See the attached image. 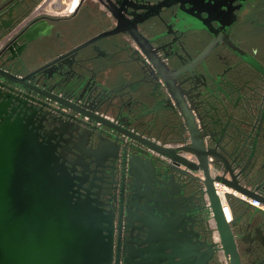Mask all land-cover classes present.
Returning a JSON list of instances; mask_svg holds the SVG:
<instances>
[{
    "label": "water",
    "instance_id": "95a60500",
    "mask_svg": "<svg viewBox=\"0 0 264 264\" xmlns=\"http://www.w3.org/2000/svg\"><path fill=\"white\" fill-rule=\"evenodd\" d=\"M27 1L0 0V38ZM100 1L112 28L65 47L48 38L65 16L46 12L0 53V264H119L118 218L136 245L143 231L175 263L217 255L225 264L224 253L228 264H264V235L237 232L215 185L264 200V81L229 39L216 43L204 0H159L148 16L139 0ZM186 10L189 31L179 34L170 27ZM156 13L160 22L148 21ZM163 23L170 29L153 36ZM228 100L239 110L230 122ZM160 120L172 145L147 130ZM152 252L130 249L126 264Z\"/></svg>",
    "mask_w": 264,
    "mask_h": 264
},
{
    "label": "flooded vegetation",
    "instance_id": "af4514ba",
    "mask_svg": "<svg viewBox=\"0 0 264 264\" xmlns=\"http://www.w3.org/2000/svg\"><path fill=\"white\" fill-rule=\"evenodd\" d=\"M13 1L16 2L19 0ZM158 1L159 0H139V4L142 8L141 10L144 11V13L141 15L148 16L159 10V6L157 4ZM85 2H92L94 5V21H96V24L98 25V30L93 35H97L100 31L113 27L116 19L112 16V13H110V11H107V9H105V6L100 0H82L80 6ZM39 3H42L43 8H45L46 4L57 3V6L55 7L57 9H62L67 4V1L39 0L37 3H34L32 0H28L27 2H25L23 7H20L17 10L16 22L25 17V15H27L28 13L32 12L35 6H37ZM202 5L207 9V11H210L211 15L216 17L218 19V22L220 23L219 24L217 21L213 23L215 25V28L219 30L220 34H222V36H219L220 38H218V41L216 43L218 45L226 44L225 40L229 39V42L231 41L235 46L239 48V51L241 50L243 58L242 64L250 65L247 68L255 73V81H264V0H204L202 1ZM144 6L148 8V11H146ZM79 8L80 7H78V9H76V11L71 16L78 14ZM59 16H67V14H62ZM159 16L160 14L156 13L154 14V16H152L153 18H150L148 21H152L151 19L158 18V21L160 22ZM192 16V13L187 15L186 10L181 17H174L176 23L173 24V26L171 25L172 27L170 28L172 30H177L179 34L186 33L187 31H189L190 27L187 22ZM99 18H106L107 23H98ZM196 18V21L198 23H204L202 16L196 15ZM213 24L210 23V25ZM170 28L163 23V25H160V28H158V30L153 31V36H155V34H157L158 32L169 30ZM144 30L149 34L148 29L144 27ZM214 38L215 35H210L209 40L203 43L204 45L202 46V49L208 47L210 45V42ZM229 51L228 54H230L231 57H239L238 53H236L235 50L230 49V47ZM244 55L255 61V64H252V62L251 64L248 63L249 61H246L244 59ZM219 72L223 71L220 70ZM119 222L120 218H118L116 224V229L118 230V239L120 238L116 248L119 258V264H126L130 249H137L141 251L144 248L146 249V247L152 248L153 252L150 257L144 258V261H146L143 262L144 264H147L148 262V264H192V262L188 258H183L181 261H178V263H175V260L170 257L168 251L163 250V245H158V243L155 244L154 241L146 242L144 239L145 232L143 231L140 235L141 238L138 239L139 241L136 245L135 241L130 236V232L127 230V222ZM120 232L122 233V235H120ZM170 241L168 239V241H166V244H169ZM172 242L174 243L177 251L183 250L185 248L183 238H181L179 234L173 238ZM202 262L203 261H200V263ZM219 263L220 262L218 260V257L217 255H215V257L211 259V264Z\"/></svg>",
    "mask_w": 264,
    "mask_h": 264
},
{
    "label": "crops",
    "instance_id": "0c3cea01",
    "mask_svg": "<svg viewBox=\"0 0 264 264\" xmlns=\"http://www.w3.org/2000/svg\"><path fill=\"white\" fill-rule=\"evenodd\" d=\"M92 2L83 3L79 12L76 15H68L69 17H63L61 20L56 22L54 27V34L49 36V39H55L57 41L62 40L65 42V47L72 46L76 43L81 42V40L86 39L87 37L93 35L98 30V25L96 21H94V10H93ZM47 11H51L49 9L44 8ZM54 12V11H51ZM73 29H76L75 32H72ZM61 33V34H60ZM123 82L131 81L130 77H126L122 79ZM235 105L232 101L228 100L227 109L224 111V116L228 119V121H232L239 114V110L234 107ZM106 114H109L112 117L117 118V110L115 108H104L103 109ZM149 110V109H148ZM147 110V111H148ZM154 113L149 110L147 114V118L151 120L154 117ZM147 130L151 134L154 139H160L165 142L174 143V133L171 130V127L168 126L165 121L160 120L157 124L151 125ZM262 161H264V155L262 156ZM252 185H250L251 187ZM231 206L234 212V218L230 223L235 224L234 228L238 233H243L248 236L249 239L252 238L253 234L257 232V228L260 233L264 235V210L261 208L248 203L239 195H231ZM242 218V219H240ZM238 222V223H235ZM244 221V224L240 222ZM243 226V227H242ZM251 243L248 241H240V246L246 247Z\"/></svg>",
    "mask_w": 264,
    "mask_h": 264
},
{
    "label": "built area",
    "instance_id": "2783aa9c",
    "mask_svg": "<svg viewBox=\"0 0 264 264\" xmlns=\"http://www.w3.org/2000/svg\"><path fill=\"white\" fill-rule=\"evenodd\" d=\"M77 6H75L74 8L69 7L67 10L55 13V12L45 10L42 7V3H39L37 6H35V8L32 10V12L28 13L27 15H25V17H23L18 22H16L0 38V53L4 50V48L7 47V45L9 43L14 41L24 31L25 27L28 26L37 16L43 15V13H46V12H50V13L55 14V15H62V14L71 15L76 11ZM105 115L111 117L112 119H115V117H112L109 114L105 113ZM159 141H162V140L159 139ZM210 141H211V137L208 136L207 142L210 143ZM167 144L172 145L173 143L167 142ZM190 158H194V155H190ZM214 159H216V155L213 154V155H211V161H213ZM215 185H216V189H217L218 193L220 194V197L222 200V207L226 213L228 221L231 222L234 218V212H233V209L231 206V198H232L231 195L232 194L239 195L244 200H246L248 203L253 204V205L261 208L262 210H264V200H262L261 198H258L252 194L250 195L246 192L240 191L239 189H237L233 186L231 187V186L227 185L226 183H224L223 181L218 180V179H216ZM208 204L210 205L209 197H208ZM211 215L212 216H211L210 221H211L212 227L215 230L214 231L215 232V240L219 241V240H221L220 231L216 226V220L214 217V211L213 210L211 212ZM222 256H223V259L225 260V264H228L224 253L222 254Z\"/></svg>",
    "mask_w": 264,
    "mask_h": 264
},
{
    "label": "bare ground",
    "instance_id": "6f19581e",
    "mask_svg": "<svg viewBox=\"0 0 264 264\" xmlns=\"http://www.w3.org/2000/svg\"><path fill=\"white\" fill-rule=\"evenodd\" d=\"M56 1H58V0H56ZM65 1H67V4L61 10L57 9L55 7V6H57V3H55V4H46L45 8L49 9L51 11H54L56 13V12H62L64 10H67L69 7L74 8L75 6H77L80 3V0H65ZM43 5H45V4H43Z\"/></svg>",
    "mask_w": 264,
    "mask_h": 264
}]
</instances>
